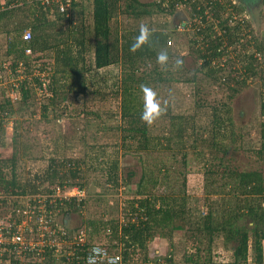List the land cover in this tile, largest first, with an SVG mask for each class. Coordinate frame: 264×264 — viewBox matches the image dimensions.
<instances>
[{"label":"trees","instance_id":"obj_1","mask_svg":"<svg viewBox=\"0 0 264 264\" xmlns=\"http://www.w3.org/2000/svg\"><path fill=\"white\" fill-rule=\"evenodd\" d=\"M27 2L0 0V32L10 38L6 43L5 54L12 56L8 66L13 67L14 71L18 62L24 66L25 73L32 71L30 55L25 53L27 48L33 52H43L44 57H51V62L42 60L35 69L40 67L47 75H34L37 88L49 96L48 102L40 105L42 117L52 120L67 112L68 117L76 118V115L71 114L72 105L66 104L61 108L60 103L72 94L74 100L76 97H84L85 104L89 93L87 73L116 64L120 66L119 82L114 90V94L119 96L117 128L120 138L114 151L109 152L107 143H91L90 151H84L78 158L66 157L59 148L55 149L47 165L34 171L22 183L15 171L18 160L16 152L9 158H0V191L12 195H30L34 203L36 199L38 201L48 195L43 206L49 214L46 219H49L50 225V230L44 231L43 245L36 246L32 253L26 252L24 257L13 256V244H7L6 249L1 247L0 264H89L85 257L91 244L102 245L109 252L118 251L120 261L113 264H264V170L241 169L232 166L225 157L236 140L230 100L248 84V79L258 78L261 82L262 90L258 96L260 114L264 116V36L249 38L253 52L238 57L241 60L246 57L243 69L231 70L224 75L219 72L222 65L215 67L211 63V59L225 53L226 48H219L223 39L207 36V46H201L203 50L196 47L201 59L199 67L206 69L204 74L212 83L218 82L219 87L227 89V99L209 106L196 103V108L208 116L209 123L198 121L197 110L174 113L167 106L164 116L168 124L160 133L153 131V124L142 120L141 114L148 104L146 95L153 88L166 84L171 86L173 82L181 81V75L168 71L171 65L169 61L178 54L174 47L168 45V39L181 35L176 30H169L166 25L170 10L164 11L152 2L139 0H71L67 13H61L55 7L41 4L39 0ZM86 2L91 5V26L78 32L73 29L66 32L63 29V36L51 37L55 35L47 29L53 25L54 19L65 18L70 22V12L78 6L82 16L83 3ZM27 4H31V7L22 9ZM212 8L217 16H221V24L225 25L227 18L222 15L225 8ZM20 10H27L24 14L27 17L30 15L29 23H22L24 15L12 30L7 28L8 23L15 22V11ZM247 12L251 14L249 10ZM144 16L157 18V25L148 28L123 25L125 20H139ZM243 23L249 25L246 19H243ZM27 26L30 27L31 38L24 41L21 33ZM226 26L227 43H234L239 35L232 33L229 25ZM234 28L238 29L239 23ZM205 34L209 33L206 31ZM161 54L165 55L163 60L159 58ZM89 55H92V59ZM176 64L182 67L181 63ZM196 79L193 75L184 81L194 82ZM18 91L23 103L35 93L26 81ZM92 92L103 94L104 91L97 87ZM4 99L0 98V145H3L5 129L3 116L12 112L8 110L10 99ZM203 107L208 109L204 110ZM77 114H83V117L95 114L96 118H101L96 110L86 108ZM261 126L264 137V122ZM67 141L65 139L64 144ZM120 149L124 152L177 151L181 156L179 161L183 171L192 161L202 163L203 197H196L189 203L185 188L176 189L168 182L170 167L165 161L158 160L152 163V168L148 167L149 164L144 165L148 171L143 169L132 195L125 198L121 209L118 207L120 217H111L110 213L105 215L103 212L100 216L92 214L75 227L58 222L56 215L64 214L65 217L87 209L90 196H60L56 190L74 186L82 192L87 189V194H95L88 187L89 178L92 179L87 174L89 171H98L104 177L102 186L106 188L129 187L133 171L120 173ZM263 152L264 143L258 149V153ZM190 154H193V158ZM6 167L11 170L10 175L5 171ZM154 171L158 174H154ZM97 193L100 195V192ZM38 204L36 206L40 210ZM16 205L14 215H17L18 223L26 207L18 203ZM15 210L19 213H15ZM245 219L247 221L242 223ZM33 227L36 230V225ZM80 230L86 235L82 243L74 237ZM30 233L25 230L27 238H30ZM178 233L184 240L183 258L180 261L175 262L171 251L164 256L150 255L149 243L155 237L171 243ZM215 236H221L225 245L231 244L226 246V249L231 250L230 261L221 263L212 257L211 244ZM97 264L109 263L101 261Z\"/></svg>","mask_w":264,"mask_h":264},{"label":"rangeland","instance_id":"obj_2","mask_svg":"<svg viewBox=\"0 0 264 264\" xmlns=\"http://www.w3.org/2000/svg\"><path fill=\"white\" fill-rule=\"evenodd\" d=\"M2 1L5 2L6 0ZM24 1L27 2L28 0ZM139 1L147 3L154 0ZM14 3L15 2H12V4ZM83 4L84 13L82 16L80 15L81 11L78 6L74 7L70 12V22H67L65 18L54 19L53 25L47 29L48 32L55 35L51 37L63 36V29L66 32L68 29H73L75 32H78L79 30L91 26V5L87 2ZM28 6L31 7V4H27L25 7H22V9H27ZM255 8L249 9L251 13L250 17L247 11L243 10L242 12L238 7L233 9L240 13L241 16L237 15V18L233 19L230 24L235 26L240 16L245 18L249 25L247 26L243 23V26L237 30L239 32V38L235 41L238 42L228 44L226 41L227 50L216 59L215 64V67L222 65V69L219 71L221 75L235 69L237 71L239 69L242 70L246 57L241 60L238 58L239 55L253 52V47L248 42L249 38L264 36V0H259V4ZM153 9L155 8L153 7ZM24 13H27V10H20V12L15 11L13 18L15 22L12 24L8 23L6 25L7 28L12 30L16 22L21 21L18 19L22 18L25 15ZM184 15L185 14H176L171 18L170 15H167L168 21L166 25L169 30L179 23V20H184ZM22 20L25 21H22L24 24L29 23L30 15L28 17L25 15ZM123 25L127 27L148 28L157 25V18L152 16H144L139 20H134L132 18L131 20H125ZM25 29H30V27L27 26ZM177 33L181 35L178 34L173 37L170 46L174 47L178 54L169 61L171 65L168 71L170 70L171 73L177 76L178 74L181 75V81H175L171 86L166 84V86L163 87L153 88L150 93L146 95L148 102L151 97L159 106L160 115L157 120L151 121V124H153L152 130L160 133H162L163 129L168 124L167 117L164 116L167 112V106L170 111L174 113L194 112L197 110L198 121H200V123H209L208 116L196 108V103H204L206 106H209L218 101L227 99V89L219 87L220 85H218V82L212 83L211 79L204 74L206 69H201L199 67L201 61L199 53L197 52L196 42L191 41L190 35L186 32L177 31ZM225 39H228V37ZM7 40H10V38H7L5 33L0 32V98L3 99L5 97L4 100H6V98L10 99L11 105L8 107V110L12 111L7 116V125L3 131V145H0V158H9L12 156L13 152H16L18 160L16 161L15 171L19 181L21 183L26 181V178L34 171L45 167L49 157L54 155L53 151L58 148L61 154H65L66 157L72 156V158L81 157L84 151H90L89 145L91 143H107L109 152L114 151L120 138L117 128L119 124V96L114 94V90H116L117 86L116 83L119 82L117 80L119 79L120 66L116 64L110 65L98 71L93 69L87 73V89L89 93L86 97L88 101L85 104L83 103L84 97H76L74 100L72 94L68 96L64 102L60 103L61 108L66 104L72 105L73 109L71 110V114L76 115V118H70L67 116V112H64L63 115L57 119L46 120L41 115L40 105L47 103L49 96L40 92L37 88L34 75L40 77H45L47 75L45 70H41L40 67L38 70L35 69L37 63H41L42 60L51 62V57L46 55L44 57L43 52H25L30 55L32 71H26L25 73V70L22 68L23 65L18 66L19 62L17 63L18 67L16 71H14L13 67L8 66V61L12 60V56H6L5 54ZM201 49L203 50V48ZM47 52H49V50ZM89 57L92 59V55H89ZM176 62L181 63L182 67H179ZM97 72L98 74H96ZM193 75L197 78L194 82L184 81L185 78L192 77ZM25 81L31 89L35 90V93L23 103L21 102V94L19 95V91L14 94H12V91L14 90V84H17L16 89L19 90L21 84ZM247 83L248 84L230 100V105L232 107V128L235 130L236 140L229 147L225 157L228 158L226 160H228L232 166H237L241 169L261 168L264 170V152L258 153L260 145L264 143V137L261 131L263 128L261 123L264 122V116L260 114L258 96L259 92L262 90V86L258 78L248 79ZM97 87L101 91H104L103 94H94L92 92V89ZM205 107H203L204 110L208 109V107ZM82 108L96 110L101 118H96L95 114H87L84 117L83 114H77ZM64 136L69 137L64 138ZM70 138L72 141L69 140ZM65 139H68L66 144H64ZM118 152L120 173L127 174L129 171H133L129 187L127 186L125 188V186H122L118 189L106 188L102 186L104 177L98 171H89L87 174L92 176V179L89 178L88 187L89 190L95 192V194H87V189L83 190L82 193L84 196H90L87 209L69 214L68 218H66V215L64 217V214L56 215L58 222H64L70 227H75L76 225H80L81 221L90 218L92 214L100 216L105 212V215L106 213H110L111 217H120L119 208L122 207L121 205L124 203L125 198L132 195L143 169H147V167L144 168V165L149 164L148 167L150 166L152 168V163L158 160L165 161L170 167L169 176L167 177L168 182L176 189L184 187L189 203L196 197H203L204 179L202 163L192 161L184 168V175L182 163L179 161L181 156L177 151L126 150L124 152L120 149ZM190 157L193 158V154H190ZM5 171L10 175L11 170L9 167H6ZM155 172L156 171L153 173L158 174ZM95 182H98L97 186ZM183 182L185 183L184 185ZM163 188L164 187H162V189ZM73 189L77 191L74 186H67L65 190H59V195L62 196L65 193H67V195H69V193L72 194L74 192ZM97 192H100V195ZM32 198L33 197H30V195H12L0 191V225L3 227H10L9 225L14 224L17 219V215H14V206H17V203L25 205V210L28 209L33 212H23L20 223L25 226L29 224V231H32L30 233V238L38 243L41 238L40 221L46 218L40 216L41 212L36 206L38 201L36 199L34 203ZM35 207L36 211L34 212ZM116 208H118L117 211H114ZM15 211V213H19L18 210ZM47 215L49 216L48 213ZM246 221L245 219L242 223ZM33 225H36V230ZM96 242L98 243L99 241ZM183 242L184 240L180 238L179 233L174 236L171 242L172 244L164 238L155 237L149 243L150 255L164 256L171 251L175 257V262L180 261L183 258L184 252ZM227 245L229 247L231 244L229 243ZM227 245L224 244L221 236L214 237L211 249L213 254L212 257L216 261H220L221 263L230 261L231 250L226 249ZM110 252L118 254V251Z\"/></svg>","mask_w":264,"mask_h":264},{"label":"built area","instance_id":"obj_3","mask_svg":"<svg viewBox=\"0 0 264 264\" xmlns=\"http://www.w3.org/2000/svg\"><path fill=\"white\" fill-rule=\"evenodd\" d=\"M41 4L47 5L50 7H55L58 12L64 13L68 11V9L71 7V0H39ZM152 3L163 9L164 11H171L170 18L176 14L181 15L185 14L184 20H179V23H177L175 26L170 28V30H176L180 32H186L190 35V39L193 42H196V47H206L207 43L205 42L207 36H218L222 37L223 41L222 44L219 46V48H226L227 50V44L226 41L228 37L227 32V26L229 25L232 28V33H239L237 30L240 29L241 26H243V17H240L241 14L234 11L233 9L236 7L237 3L236 0H154ZM153 5V6H154ZM213 6H221L225 8V11L222 12V15H224V18H227V22L225 25L221 24V16H217L215 14ZM221 12V11H220ZM237 15L239 16V28L235 29L233 25L230 23L233 21V19L237 18ZM235 29V30H234ZM209 34H205L206 31ZM21 38L24 41H27L31 38V32L29 29H24L21 33ZM172 37L168 39V44H172ZM192 42V43H193ZM238 41H235L236 43ZM232 44V43H230ZM201 47V48H202ZM25 52L30 53L31 49L27 48L25 49ZM256 54V53H255ZM256 56L259 58L258 54ZM217 59V58H216ZM216 59H211L212 64H216ZM201 61V59H200ZM18 66H22L21 62L18 63ZM5 65V63H4ZM23 68V66H22ZM21 76V75H20ZM17 84H14V90L12 91V94L15 92L17 93ZM7 113L3 116V127H6L7 122ZM1 130H0V137H1ZM77 191L73 189V195H82V191L78 190L76 187H74ZM56 193L59 195V189L56 190ZM71 193L67 195V193L63 194V196H71ZM48 195L44 196L41 199H38L39 207L42 208L39 211L42 217L46 218L47 212L44 210V202L45 198H47ZM28 207V206H27ZM30 213L33 212L31 210H24V213ZM44 212V213H43ZM40 236L41 239L39 242H35L31 238H27L25 234V230L29 231V224L28 225H22L20 222H15L14 224L9 225L10 227H3L0 225V248L3 247V249H6L7 244H13L14 251L13 256L14 257H24L26 252L32 253L36 246L43 245L45 233L44 231L50 230L49 225V219H44L43 221H40ZM58 230V229H57ZM32 232V231H30ZM64 232V231H62ZM75 240L79 243H82L85 241L86 235L85 233L80 230L79 233L75 234ZM48 241L51 243L50 239ZM55 239L52 240V244H54ZM88 253L85 257L86 262L89 264H97L101 261H105L109 264L117 263L120 261V255L116 253L109 252L104 246L99 244H91L88 248ZM2 252V251H0Z\"/></svg>","mask_w":264,"mask_h":264},{"label":"clouds","instance_id":"obj_4","mask_svg":"<svg viewBox=\"0 0 264 264\" xmlns=\"http://www.w3.org/2000/svg\"><path fill=\"white\" fill-rule=\"evenodd\" d=\"M135 47V45L133 46ZM161 60L165 58L164 54H161L159 57ZM160 115V110L158 104L154 102V100L150 97L149 102L145 107V110L141 114V119L145 122H151L155 118H157Z\"/></svg>","mask_w":264,"mask_h":264},{"label":"flooded vegetation","instance_id":"obj_5","mask_svg":"<svg viewBox=\"0 0 264 264\" xmlns=\"http://www.w3.org/2000/svg\"><path fill=\"white\" fill-rule=\"evenodd\" d=\"M236 3V7H238L239 10L241 9V11L243 12V10L248 11L249 9L257 7V5L259 4V0H236Z\"/></svg>","mask_w":264,"mask_h":264},{"label":"water","instance_id":"obj_6","mask_svg":"<svg viewBox=\"0 0 264 264\" xmlns=\"http://www.w3.org/2000/svg\"><path fill=\"white\" fill-rule=\"evenodd\" d=\"M66 218H68V215H66Z\"/></svg>","mask_w":264,"mask_h":264},{"label":"crops","instance_id":"obj_7","mask_svg":"<svg viewBox=\"0 0 264 264\" xmlns=\"http://www.w3.org/2000/svg\"><path fill=\"white\" fill-rule=\"evenodd\" d=\"M2 1V0H1Z\"/></svg>","mask_w":264,"mask_h":264}]
</instances>
